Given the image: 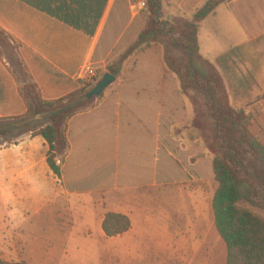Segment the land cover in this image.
I'll return each mask as SVG.
<instances>
[{
    "label": "rangeland",
    "instance_id": "rangeland-1",
    "mask_svg": "<svg viewBox=\"0 0 264 264\" xmlns=\"http://www.w3.org/2000/svg\"><path fill=\"white\" fill-rule=\"evenodd\" d=\"M140 1L146 2V0H114L113 3H120L122 11L125 10L126 6L131 17V5ZM207 1L162 0V20L173 21L180 18L192 20L195 12L203 7ZM240 7L241 5H236L233 6V9L239 10ZM148 18V9L145 8L134 20L138 24L139 30L143 29ZM232 31L237 32L239 28L229 16L226 7L222 6L217 15L209 17L200 28L202 54L209 56L210 60H215L216 56L236 45L241 36H234ZM133 32L135 34L137 30ZM254 35L256 34L254 33ZM153 51L156 54L155 59L157 61L155 62L158 63L160 76H155L157 71L156 66H154L150 72L141 73V77L142 82L148 83H153L156 77V81L160 85V92L165 97L162 102V106L166 108L164 111L171 113L169 118L166 114L163 115L164 118H161L162 120L169 119L167 120L168 130L166 131L163 126L158 128L159 120L153 110L146 112L147 114L138 115L123 112V132L120 134L122 143L116 146L113 142L116 135V128L111 120L113 116L107 114L104 117H99L94 114L79 120L77 124L80 122L95 124L98 126L91 130L93 132L102 130L103 132V146L90 144L87 146L89 150H85L83 145H79L83 138L80 129L75 130L71 135L76 149L75 156L69 163L70 170L75 174L77 167H73V165H81L85 162L91 168L82 167L80 173L84 176L88 173L86 171L90 169L91 179H88L93 183L91 181H83L81 184L67 182L65 168L59 187L61 195L56 196L57 198L48 192L44 196L43 203L36 205L34 201L29 200L26 210L14 213L6 211L5 214L4 211H0V256L4 260L8 262L24 261L27 264H226V246L214 226L213 228L210 227L207 218L210 200L215 194L217 183L210 174L206 173L207 167L205 166L202 168L204 183L194 181V179L190 182L184 180L186 183L181 182L182 180L175 181L182 178L183 175L188 177L195 175V166L191 168L190 159H196L200 155L213 158L207 149V143L202 133L192 127L196 115V106L190 99L180 95L176 77L166 70L162 62L161 47H153ZM140 57L142 54L139 55ZM152 59L151 56L147 57L146 55L142 64H150ZM134 61L135 59L132 58L127 62V64H133L128 69V73L123 71L100 97L95 98L96 104H99L98 108L102 107L108 99L125 92L127 88L122 86L123 84L134 81L136 66L141 63L138 60L137 63ZM258 63L260 66L264 65V49L262 56L258 58ZM149 66L151 67L152 64ZM99 67L94 66L97 69L95 76L79 81L77 89L81 88L84 82H87L92 84L91 91L97 84L95 79L102 81L107 70L105 65ZM254 69L251 72L254 76L253 80L250 78L247 80L250 82L248 87L245 90L240 87V93L243 97L247 95L248 98L256 95L264 96V70L257 67ZM239 71L238 73L229 64V61L224 63L221 75L227 91L230 84L233 86L235 83L239 84L238 79L249 77L251 74L244 72L241 68ZM11 75L16 79L22 98L21 91L24 87L25 76L13 73ZM7 80L10 81V77L3 79V81L9 82ZM10 91L8 94L11 93ZM4 95L6 93L2 96ZM124 102L132 103L136 108L137 105H142L145 102L151 103L149 98L142 100L136 96H131ZM139 108L140 106L137 108L138 111ZM139 118L148 123H145L147 129L142 127ZM41 119L42 116L36 118V120ZM127 120H130L132 127L126 123ZM77 124H73V128L77 129ZM163 124L166 123L163 122ZM167 132H171L174 142L176 140L179 143L182 140L185 149L198 148V151L192 153L189 151L187 155L184 154L186 152H178L176 149L179 148V145H175L176 152L174 155L185 163L183 165L178 163L182 172L174 166L176 161L168 158V153H170L168 148L172 147V142ZM157 136H160L162 140L159 155L154 151L156 149L154 139ZM3 147L4 145L0 146V148ZM116 148H119L120 151L119 165L117 166L121 176L117 174L113 165L116 164L114 162ZM156 155L160 156L161 160L158 178L166 181L163 182L165 186L152 188L144 186L141 189L140 185H132L152 180V176L143 168L153 165ZM174 155L171 157H175ZM1 159L0 161H2ZM94 159L98 161L96 162ZM187 159L189 165L186 164ZM111 165H113L112 169L110 168ZM70 178L72 180L77 179L74 175L72 177L68 175V179ZM120 181L125 183L122 185ZM143 195L152 197L151 204H156L152 225L154 228H158L155 235L160 238L150 236L151 227L149 225L151 222L149 218H152V215L149 216V212L145 213L148 210V205L145 202L140 204L138 200L133 204V207L138 210V216L142 218L136 220L138 233H132L122 238H106L101 226L99 227L104 214L116 211L130 212L134 198ZM200 203L205 214L204 223L201 222ZM254 212L264 217V212L257 209H254ZM135 236L136 240L134 239Z\"/></svg>",
    "mask_w": 264,
    "mask_h": 264
},
{
    "label": "trees",
    "instance_id": "trees-1",
    "mask_svg": "<svg viewBox=\"0 0 264 264\" xmlns=\"http://www.w3.org/2000/svg\"><path fill=\"white\" fill-rule=\"evenodd\" d=\"M224 2L225 0H208L203 7L195 12L192 20L180 18L173 21H163L162 0H146V8L149 13L148 22L142 30L137 28L135 22L126 34L133 36L139 30L140 33L134 42L129 44L117 58L116 54L124 47L115 48L113 57L107 59L108 61L104 59L103 62L96 63L94 59H91L89 62L90 67L95 71L97 69L94 66L101 68L105 65L107 73L115 78L119 77L123 71L128 73V69L133 64H127V62L132 58L135 59V63L137 60L141 62L136 66L134 81L122 85L127 90L108 99L102 107L98 108L99 104H96L95 98L85 99L92 87L91 83L84 82L81 88L56 100H45L37 85L28 83L24 85L21 91L26 113L19 117L0 118V146L13 145L25 135H30L31 138L42 137L49 147L47 165L52 173L59 180H62L64 166L70 151L69 123L73 118L88 110L98 108V113L110 116L118 112L122 132L124 113L130 112L138 115L147 114L146 112L153 110L159 120H157L158 123L161 125L158 124V128L163 126L167 131V120L169 119H161L164 118L163 115L167 111L165 112L166 108L162 106L165 97L162 96L160 85L156 81L160 69L158 63L155 62L157 59H155L156 54L153 51V47L160 46L162 62L166 70L176 77L180 95L190 99L196 106V115L192 127L202 133L207 143V149L213 156L210 164L207 162V164L195 168L194 176L183 175L182 178L175 181L182 180L181 182H184L189 178L204 179L202 168L203 166L207 167L206 173L210 174L217 183V189L212 200V211L214 227L227 249L226 264H264V217L254 212V209L264 212V144L250 131L252 115L247 114L244 110L236 109L231 104L220 71L201 54L199 45L200 24L208 19ZM117 5L120 7V18L123 19L122 16L128 12L127 7L125 6V10L122 11V5L116 3V7H118ZM231 9H233L232 6ZM111 19L108 31H114L116 37L118 28L123 27L125 29L126 24L123 25L122 22L126 20L117 19L114 22V19ZM136 30L137 33L134 34L133 31ZM7 46V38L4 32L0 31V47L6 48ZM233 52L225 55L222 61L230 60ZM141 54L142 57L139 58ZM146 55L153 58L150 63L152 64L151 67L149 63L142 64ZM8 59L17 69L13 74H25L22 65L10 54ZM154 66H156L157 71L154 82H142L141 73L150 72ZM95 82L98 84L101 81L95 79ZM131 96L140 97L142 100L149 98L151 103L145 102L142 105H137V108L140 106L138 111L132 103L124 102ZM39 116H42V119L36 120ZM129 121L127 120L126 123L132 127L133 125ZM139 122L142 123V127L148 128L145 125L146 121L139 118ZM161 143L162 140H159V144ZM175 145L178 144L172 142V147L168 148L170 149L168 158L174 159L176 161L174 166L182 172L178 163L183 165L184 162L174 155L176 152ZM176 150L180 153L183 152L180 147H177ZM159 152L160 149L156 154L159 155ZM184 154L188 155V153ZM171 155L175 157H171ZM156 160L159 177L160 156L156 155ZM196 160L197 158L191 159L193 163ZM186 164L189 165L188 159ZM113 165L117 174L121 176L117 166L119 163ZM113 165H111V169ZM158 181L160 183L166 182L161 179ZM124 183L120 181V184L123 185ZM101 228L104 236L112 239L128 233L132 228V222L126 215L109 212L105 215ZM0 264L27 263L24 261L8 262L0 256Z\"/></svg>",
    "mask_w": 264,
    "mask_h": 264
},
{
    "label": "crops",
    "instance_id": "crops-1",
    "mask_svg": "<svg viewBox=\"0 0 264 264\" xmlns=\"http://www.w3.org/2000/svg\"><path fill=\"white\" fill-rule=\"evenodd\" d=\"M113 2L114 0H0V31L4 32L8 45L6 48L0 47V118L19 117L26 113V107L19 94L18 84L11 75L17 69L8 59L9 54L25 70L23 85L33 83L40 89L45 100H56L75 91L79 81L89 77L85 71L90 66L89 62L91 59H94L96 63L103 62L104 59L108 61L107 59L113 57L115 48L124 47L123 50L117 53L116 57H118L129 44L134 42L140 31L138 30V33L133 36L126 34L133 27L135 18L141 12L138 15H134L131 5V17L128 12L122 16L126 20L122 22L123 25L126 24V27L125 29L123 27V29L118 28V35L115 37L114 31L109 30V33L108 26L110 18H112L111 20L114 19V22L117 19H121V12L119 10L120 7L118 5L116 7ZM236 5H241L239 10L231 9V6L233 8ZM222 6L226 7L229 16L239 28L237 32L232 31L233 35L241 37L236 45L216 56L215 60H210L211 58L204 56L202 52L201 54L211 61L220 73L224 69V63L228 61L238 73L240 72L239 68L246 73L254 71V67L264 70V65L260 66V62L258 63V58L262 56V50L264 49V0H225L210 17L216 16ZM204 22L200 24V28ZM135 24L136 26L138 25L137 23ZM232 51H234L232 58L228 61H222V58L232 53ZM256 63L257 65H255ZM9 77L11 82L9 80H7L9 82L3 81L4 78ZM253 77V73H251L249 77L238 79L239 84L235 83L234 86L230 84L228 93L232 105L236 109H244L247 114L252 115L253 120L250 131L264 144V96L256 95L248 98V95L243 97L240 93V87L245 90L248 87L247 85L250 84L247 80L249 78L253 80ZM8 89L9 91L11 90L10 94H8ZM5 93L6 95L2 96ZM11 94L12 96H10ZM244 98L245 100H243ZM97 110L98 108L84 112L73 118L69 123L68 139L70 151L64 166V170L66 168L67 182L81 184L83 181H91L89 180L91 179L90 169L86 171L88 173L85 172L84 176L80 173L82 167H86V169L90 167L85 162L81 165H73V167H77L75 174L70 170L69 163L74 158L76 149L71 135L75 130H81L80 133L83 138L79 145H83L85 150H89L87 146H90V144L103 146L102 130L94 132L91 130L98 125L87 124V122L77 124L79 120L88 115L105 116L98 113ZM170 114V112L166 113L168 118ZM111 116H113L111 119L112 124L116 128L113 142H115L116 146H119L122 143L120 137L122 128L119 123L120 114L116 112ZM160 116H162V113H160ZM73 124H77L78 128H73ZM159 126L161 125L159 124ZM168 134L170 141L174 142L171 132H168ZM154 140L156 147L154 151L157 153L160 147V136L155 137ZM180 142L181 144H179ZM174 143L178 144L183 152L189 153L190 151L192 153L198 151V148L185 149L182 140L179 143L175 140ZM48 150L49 147L42 137L31 138L30 135L21 137L13 145L0 148V158L3 161H0L1 212L4 211L5 214L6 211L14 213L26 210L28 209L29 200L34 201L36 205L43 203L44 196L48 192H51L54 198L61 195L59 187L62 180H59L47 165ZM119 155V148H116L114 162L117 164L119 163ZM154 159L153 165L143 168L152 176V180L140 185L141 189L144 186L146 188L165 186L164 183L158 181L156 156ZM94 161L97 162L98 160L94 159ZM207 162L210 164L212 158L200 155L194 163L190 159V166L191 168L194 166L199 168L203 164H207ZM68 175L70 177L74 175L77 179H68ZM194 179L203 183L205 181L203 178ZM188 181L190 182L192 179L189 178ZM91 182L93 183V181ZM213 197L210 200V209L207 213L208 222L212 228L214 226ZM137 200L140 204L145 202L148 205V210L145 213L149 212V216L152 215V218H149L151 222L149 225L151 227L150 236L152 238L154 236L160 238L155 235L158 228H154L152 225L153 211L156 204H151L153 198L147 195L135 197L134 202L131 204L130 212H114L128 216L132 222L131 230L117 238L138 233L136 220L142 218L138 216V210L133 207ZM200 209L201 222L204 223L205 214L201 203ZM107 213L104 214L103 219ZM103 219L99 227L102 225ZM134 239L136 240V236Z\"/></svg>",
    "mask_w": 264,
    "mask_h": 264
},
{
    "label": "water",
    "instance_id": "water-1",
    "mask_svg": "<svg viewBox=\"0 0 264 264\" xmlns=\"http://www.w3.org/2000/svg\"><path fill=\"white\" fill-rule=\"evenodd\" d=\"M116 78L112 76L111 74L107 73L102 81L98 83L86 96L85 99L89 100L92 98L100 97L104 91L112 84L114 83Z\"/></svg>",
    "mask_w": 264,
    "mask_h": 264
},
{
    "label": "built area",
    "instance_id": "built-area-1",
    "mask_svg": "<svg viewBox=\"0 0 264 264\" xmlns=\"http://www.w3.org/2000/svg\"><path fill=\"white\" fill-rule=\"evenodd\" d=\"M146 8V2L145 1H140L135 5H132V12L134 15H138L140 12H142ZM86 74L89 77L95 76V70H93L90 66L86 69Z\"/></svg>",
    "mask_w": 264,
    "mask_h": 264
}]
</instances>
